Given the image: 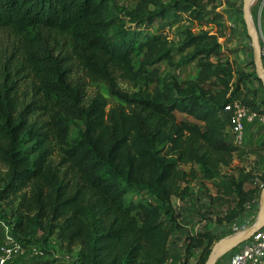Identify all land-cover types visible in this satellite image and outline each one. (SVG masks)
<instances>
[{
  "label": "trees",
  "instance_id": "trees-1",
  "mask_svg": "<svg viewBox=\"0 0 264 264\" xmlns=\"http://www.w3.org/2000/svg\"><path fill=\"white\" fill-rule=\"evenodd\" d=\"M131 1L132 14L116 17L113 0H0V30L18 36L0 47V203L25 249L41 244L20 237L41 230L44 245L55 239L68 253L88 251L78 264H166L182 227L174 198L220 177L239 199L232 224L253 195L231 175L239 147L225 108L240 100L264 116L255 68L236 70L210 30L186 28L178 45L171 34L176 20L217 21L221 0ZM195 61L196 76L183 82L158 67ZM252 80L261 96L250 92ZM174 90L184 95L175 99ZM243 91L253 98L241 100ZM132 190L153 200L128 203ZM186 241L205 264L214 235L191 232Z\"/></svg>",
  "mask_w": 264,
  "mask_h": 264
},
{
  "label": "rangeland",
  "instance_id": "rangeland-1",
  "mask_svg": "<svg viewBox=\"0 0 264 264\" xmlns=\"http://www.w3.org/2000/svg\"><path fill=\"white\" fill-rule=\"evenodd\" d=\"M222 5H219V7L216 9V14L219 15L218 20L214 23H211L210 21H205L203 27L200 25H194L189 24L185 21H180L177 23L178 25L172 29V38H175V43L178 45L184 40V33L183 31L186 28H189L195 33H198L200 28L201 30H210L213 33H217L219 35V40L222 44H224V48L228 54L225 55V59H227L230 55L231 59L234 60L235 68L238 70L237 65L244 66V68H247V72L251 73L253 71V65L254 63V50L252 46L251 39L243 33H240L238 30L237 33L235 32V28L229 29L230 27L227 26L225 23H223V18L226 22H231L230 15L226 14L229 11L239 12L242 16L244 14V0H221L220 1ZM226 2V3H225ZM226 5H225V4ZM252 6V5H251ZM136 7V4L131 0H113V3L111 5V12L116 17H129L130 14H132V11ZM252 6L251 8V17L254 21L255 17V11ZM226 15V18H225ZM228 15V16H227ZM253 15V16H252ZM241 27V24L239 25ZM200 27V28H199ZM242 28V27H241ZM157 27H154V30H156ZM18 36L17 33L13 30H0V47L2 45H13L17 43ZM182 57L179 54H176V60H181ZM180 58V59H179ZM161 70V72L166 75L169 74L173 77H175L179 82H183L189 79H192L196 76L197 73V65L196 63H193L192 65L181 67V68H175L170 69L169 66L166 65V63H162L158 66ZM239 71V70H238ZM249 88H251L252 92L254 89H258L260 91L261 87L258 81L252 80V83H250ZM156 85H151V89H154ZM101 92L105 95V97L111 102V103H117L118 100L116 98H113L110 96L107 88L104 85H100ZM128 90L131 91V93L138 92L139 89L129 88ZM252 93H247L246 91L242 92V97H240L241 100H251L253 98ZM183 93L173 91V96L175 99L180 98ZM261 96V91L259 93ZM246 97V98H245ZM262 98L264 99V94L262 95ZM259 103V102H258ZM256 106V105H255ZM261 108V109H260ZM259 109L262 110L261 112L264 113V106H259ZM177 116L179 119H186V116L180 113H177ZM78 128L72 127L71 131V137L74 138L78 132ZM247 133V139L245 143L239 147V153H237L235 160L236 162L233 163L235 166V171L232 173V175L236 173H242L241 178H244L246 181L245 183H250L247 185L249 188L253 187L255 184L257 185V192L258 195L256 196V199L260 201V195L262 188L264 187V122H254L253 124H249L246 128ZM234 140V139H233ZM243 162V166H239V161ZM235 175V174H234ZM220 181V182H219ZM221 181L223 182L222 178H216L213 181L210 180H204L199 179L198 182L195 183L196 188V196L194 198H189V202L191 204L188 205L187 203H183L182 201H179L178 199H173V204L178 212L182 213V218L180 219L181 229H174L173 235L169 242V251H168V259L166 264H196L199 258L200 253L202 252L201 249L190 251L191 253H188L186 246L188 245L186 238H187V228L191 229L194 226H198V229H204L209 230L210 228L214 230V242L211 249V252L213 251L214 247L218 242L221 240L227 239L229 237H233L236 234H232L231 231H229L228 234H225L224 232L218 231V226H221L223 223V220H227V218L231 215V212L234 211V214L237 215V210L233 209L230 210L228 207L225 206V204L219 203L217 204L213 209L211 207V197L212 189L216 190L213 187V184L215 187H222L223 185L220 184ZM219 182V184H218ZM153 200V197L148 193H142L138 190H132L127 196V202H147V201ZM260 204V202H258ZM179 207H184L187 210H180ZM236 207V206H235ZM247 210L244 208V210L241 212L240 216L237 217L238 220L242 219L244 217V213ZM6 213L8 216V219H5L3 216ZM239 213V212H238ZM16 218L11 217V211L6 208L3 203H0V245L5 242V235L7 233V229L10 227L9 224L12 222H15ZM259 220V219H258ZM258 220H255L254 224L258 222ZM229 225V226H227ZM231 224L226 223L225 228L230 227ZM224 227V226H223ZM252 227V226H251ZM10 230L12 227L9 228ZM229 229V228H228ZM186 231V232H185ZM45 234L41 230H36L34 237L30 238L28 235H22L20 238L24 242L33 241L36 243H40L41 246H36L39 254L36 255L34 258L31 257V252L27 251L24 255L19 256L20 258H25L23 262L21 261V264H36V262H42V260H46L47 257H50L48 254L52 255V258L55 261H58V264L62 263H68V264H78L76 261V257L79 256L81 258H86V260H90V255L88 251H85L86 253L81 254L80 248H76L73 253H68L67 251L61 249L62 247L55 239H52V243L50 245H44ZM179 245L178 247H183L182 254L177 256L175 246ZM44 248L47 251H44ZM50 252V253H48ZM85 254V255H84ZM188 254H191L188 256ZM56 256V257H55ZM46 257V258H45ZM226 257L227 259L230 258V253L222 256L221 258ZM18 258V257H17ZM45 258V259H44ZM51 258V257H50ZM220 258V259H221ZM51 260V259H50ZM50 261H47V264H49Z\"/></svg>",
  "mask_w": 264,
  "mask_h": 264
},
{
  "label": "built area",
  "instance_id": "built-area-1",
  "mask_svg": "<svg viewBox=\"0 0 264 264\" xmlns=\"http://www.w3.org/2000/svg\"><path fill=\"white\" fill-rule=\"evenodd\" d=\"M264 8V0L262 1ZM260 39L261 52L264 62V32ZM226 112L231 113L230 127L234 136V145L241 147L246 139V128L254 122H264V116L251 110L240 100H235L225 108ZM244 217L232 223L229 231L232 234H241L255 225V220L259 219L260 205L249 203L246 206ZM27 251L31 252L34 258L39 254L36 245L25 249L19 241L13 236L10 229H7L5 242L0 245V264H10L15 258L24 255ZM228 264H264V228L258 231L249 241L239 245L230 252Z\"/></svg>",
  "mask_w": 264,
  "mask_h": 264
},
{
  "label": "crops",
  "instance_id": "crops-1",
  "mask_svg": "<svg viewBox=\"0 0 264 264\" xmlns=\"http://www.w3.org/2000/svg\"><path fill=\"white\" fill-rule=\"evenodd\" d=\"M262 1L263 0H255L254 2H253V4H252V6L253 7H255L254 8V11L256 12L254 15H255V17H254V21H255V23H254V26H255V30H256V32H257V34H258V36H259V38H261V36H262V34H263V32H264V8H263V5H262ZM226 3V2H225ZM224 3V4H225ZM219 5H222V3L219 1ZM219 5H218V7H219ZM226 5V4H225ZM252 6H251V8H252ZM226 14H229L230 15V19H231V22H226L225 21V19L223 18V23H225L227 26H229L230 28L229 29H231V27L232 28H235V32L237 33V31L239 30L240 31V33H242L241 35H243V33H245L247 36H248V30H247V26H246V24H245V21H244V14H243V16L239 13V12H232V11H229L228 13H226ZM228 16V15H227ZM253 16V15H252ZM225 18H226V15H225ZM253 20V19H252ZM181 20H176L175 21V24L172 26V29H174V27L175 26H177L178 24L177 23H179ZM189 24H193V23H190V22H188ZM241 24V27L239 26ZM167 29L169 30L170 29V27L169 26H167ZM249 37V36H248ZM175 39V38H174ZM193 63H196V65H197V62L195 61V62H193ZM193 63H191L190 65H192ZM198 67V66H197ZM237 67H238V70L239 71H243V70H246L247 71V68H244V66H239V65H237ZM197 72H198V68H197ZM197 74V73H196ZM251 95H253V94H251ZM230 132V137L232 138V140L234 139V136H233V134H232V131L230 130L229 131ZM236 162V160H234V162L233 163H235ZM239 166L240 167H242L243 166V162H241V160L239 161ZM233 168H234V171H235V166L233 165ZM234 171H232V173L234 172ZM232 173H231V175H232ZM235 174V175H234ZM233 174V176L238 180L239 178H241V176H242V173H240V171H239V173H234ZM213 181V180H212ZM220 182V181H219ZM219 182H218V184H219ZM247 184H250V183H245L244 184V190L246 191V192H253V195H252V197L250 198V200H249V203H255V204H258V202H259V200L258 199H256V196L258 195V192H257V185L255 184L253 187H248V186H250V185H247ZM213 187L216 189V190H213L212 189V197H211V207H212V209L217 205V204H219V203H222V204H225V206L226 207H228V209H230V210H233L234 208H235V206L238 204V201H239V199H238V197L236 196V193L234 192V193H230V195H228L227 194V190H225V187L224 186H222V187H215L214 186V184H213ZM196 196V188H195V184L193 185V187H192V196L190 197V199L191 198H194ZM183 203H187V205H188V202H189V198L188 199H186L185 201H182ZM248 203V204H249ZM191 204V202H189V205ZM260 205V204H259ZM247 206V204L245 205V207ZM180 208V210H187L186 208H184V207H179ZM237 220V219H236ZM236 220H234L233 222H235ZM232 222V223H233ZM226 221H224L222 224H221V226H218V231L219 232H224L225 234H227L228 236L230 235V234H228L229 233V227L228 228H225V227H227V226H229V225H227V226H225L226 225ZM198 226H199V224H198ZM197 225L196 226H194L193 228H192V226H191V229H188L187 228V232H186V234L187 235H189L191 232H197V231H201V232H204V231H208V232H210L212 235H215V232H214V230H212L211 228L209 229V230H204V229H198L199 227H198ZM224 226V227H223ZM179 245L177 244L176 246H175V249H176V254H177V256H179V255H181L182 254V251L184 250L183 249V247H178ZM48 253H50V252H48ZM50 257H45L46 258V260H42V262H36V264H47V261H50V263L49 264H58L57 262L58 261H55L54 262V259L55 258H52V255L51 254H48ZM56 257V256H55ZM44 258V259H45ZM25 259V258H24ZM23 258H20V257H18V258H15L10 264H21V261L23 262V260H24ZM51 259V260H50ZM228 262H229V258L227 259L226 257H223V258H219L218 259V261L215 263V264H228ZM23 264V263H22ZM62 264H68V263H62Z\"/></svg>",
  "mask_w": 264,
  "mask_h": 264
},
{
  "label": "water",
  "instance_id": "water-1",
  "mask_svg": "<svg viewBox=\"0 0 264 264\" xmlns=\"http://www.w3.org/2000/svg\"><path fill=\"white\" fill-rule=\"evenodd\" d=\"M254 1L255 0H244V21L247 26L248 36L251 39L254 50L255 72L259 81L264 87V62L261 52L260 39L255 30V26L251 17V5ZM259 202L260 210L258 222L245 232L218 242L205 264H215L219 258L226 254H229L239 245L249 241L258 231L264 228V187L262 188Z\"/></svg>",
  "mask_w": 264,
  "mask_h": 264
}]
</instances>
